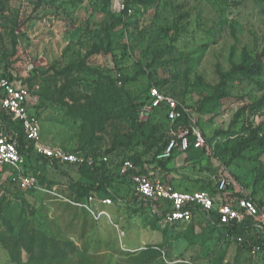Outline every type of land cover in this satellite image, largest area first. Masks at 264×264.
I'll return each instance as SVG.
<instances>
[{"label":"rangeland","instance_id":"rangeland-1","mask_svg":"<svg viewBox=\"0 0 264 264\" xmlns=\"http://www.w3.org/2000/svg\"><path fill=\"white\" fill-rule=\"evenodd\" d=\"M146 2L117 12L110 0H0V82L32 86L29 110L41 123L45 144L89 157L147 120L153 84L191 108L203 102V111L192 110L205 132L211 171L228 163L239 183L264 202V149L238 153L240 139L254 130L264 135V70L258 84L230 82V96L218 106L206 100L220 74L245 57L261 55L264 68V0ZM110 79L120 80L123 90ZM98 87L111 99L107 113L91 109L101 103L103 94L93 97ZM83 106L93 114H82ZM84 116L101 124L90 127ZM163 133L172 136L171 129L156 131L158 137ZM151 142L134 144L133 150L147 151ZM163 143L152 145V156ZM35 170L43 173L35 190H21L8 173L0 179V264H264V254L251 257L235 244H223L201 221L167 224L151 207L137 211L113 201L106 204L111 217L95 219L71 203L86 199L64 174L100 175L70 164H39ZM232 184L240 187L234 179ZM31 230L66 241L61 255L41 259L38 247L30 255L25 236Z\"/></svg>","mask_w":264,"mask_h":264},{"label":"trees","instance_id":"trees-1","mask_svg":"<svg viewBox=\"0 0 264 264\" xmlns=\"http://www.w3.org/2000/svg\"><path fill=\"white\" fill-rule=\"evenodd\" d=\"M148 2V0H126V3L131 4V2ZM155 1V0H153ZM146 2V3H147ZM130 7V6H129ZM97 51H99L98 48H96ZM72 66H69V68H65L62 73H66V71L70 70ZM81 64H78L76 69H81ZM263 63L261 55L255 57V58H247L245 57L242 62L238 64H233V66L230 68V70L222 72L220 74V81L215 86V93L213 96L207 97L206 100L213 102V106H218L223 99L230 96V93L228 92V84L233 81H248L253 82L255 84L259 83V77L263 74ZM122 80V79H121ZM120 80L117 79H110L111 84L113 86L118 87L119 89L123 90L122 86L119 84ZM158 86L160 90L161 87L159 84H153ZM65 88H68L66 84H64ZM149 91V89H148ZM163 91V90H162ZM166 93H169L167 91H164ZM70 93H72L70 91ZM74 94V93H73ZM73 94H69L71 97H74ZM101 103L95 104L91 109H101L105 113H107V107H110L109 98H106L105 93L101 90V88H96L94 92V98L96 99L99 95H102ZM175 96L173 93H169ZM176 97V96H175ZM91 103V102H90ZM149 98L147 94V104H149ZM192 115H194V111L201 112L203 111V102H200L197 107H190L188 106ZM82 114L84 113H91L93 114V111L90 110V107L83 106L82 108ZM150 114L146 121L141 123L139 127L136 129V132L133 134H121L115 136L113 143L111 147L106 151H96L93 153V156L96 157L97 161L92 165H82L80 167H76L71 163H59L57 160H54L44 154H39L33 150L32 144L27 140L23 127L21 123L12 121L10 118H8L7 115H4V113L0 112V118L4 119V122L7 124V127L11 130H14L18 134V148L20 152L25 156V164L23 166V173L24 174H31L34 175L38 181L39 185H42L41 177L43 176V173L38 172L35 170L34 172L31 171L34 167H37L39 164L44 165H53L55 167H64L67 164L72 165L73 167L77 168L79 171L81 170H87L90 173L98 174L101 177L91 178V177H85L81 176V178H74L72 176H69L67 174H64L65 177H67V183L71 187V189H74L76 193L80 196L86 199V202L89 201L90 196H98L100 198H111L112 201L119 204L120 206L126 205L127 207L133 208L135 210H139L140 206L141 208L151 207L153 204H158L161 210V214L155 215L156 219L163 218L164 215L171 209V204L167 201H152L145 199L141 195L137 194L135 190V182L133 180L134 174H142L146 173V170L151 165H155V168H162L165 171H170L168 168V165L173 161V159L178 155L181 154L177 148L173 150L172 155L167 159H159L158 155L161 154L168 146L172 136L164 137V133L161 135V137H158L156 135V131L158 129H165L170 130L173 126H176V123H172L168 119L167 114V108L164 104H161L157 107H152L150 109ZM84 119H86L89 122L90 127L99 126L101 124V119L97 118H91L88 116H84ZM200 126V125H199ZM201 127V126H200ZM202 128V127H201ZM204 131V130H203ZM205 134V132H204ZM151 139L152 144L146 149L147 151H137L133 150L134 144L139 145L145 140ZM164 142L161 146H158L157 150L155 151V154L151 155L152 145L157 146L160 142ZM239 148L238 153H242L247 150H254L263 148L264 149V135L262 137H259V134L257 130H254L247 138L241 140L238 142ZM208 147V143L203 148H195L193 145L190 146V148L184 152L187 154L188 151H198V153L195 156L188 154V162L190 160L193 161L192 167L198 168V173L201 172V170H205L208 174L204 177L201 176L199 178H196L195 180L192 179L191 181H194L196 183H199V189H209L213 192L216 191V182L214 179L215 174L218 172V168H213L214 170L211 171L210 165H208V158L205 156V150ZM64 149V148H63ZM66 150V149H64ZM69 151V150H66ZM73 152V151H70ZM148 154H147V153ZM104 157H106V160H104ZM198 157V158H197ZM194 158L196 160H194ZM126 160H130L134 163L135 169H130L126 172H121V168ZM205 161V165H202V161ZM191 162V161H190ZM228 163L223 162V168L227 169L230 173L231 177L237 182V184H240L243 186L237 179H239L238 176H234V174L231 172L230 168L227 165ZM30 165V166H29ZM208 165V166H207ZM28 167V168H27ZM26 168V169H25ZM30 169V171H28ZM2 177V176H1ZM1 179V178H0ZM167 182V181H166ZM169 182V181H168ZM171 183V182H169ZM172 184V183H171ZM176 187V186H175ZM245 187V186H243ZM177 188V187H176ZM233 188V187H232ZM29 189V190H35ZM250 196L255 200L257 205L264 210V202L263 200H258L255 197L254 192L249 193ZM138 201L140 203L138 204ZM196 215H199V218H194L192 222L189 224H192L194 226L195 221H201L203 224H205L206 227L212 232L216 231L219 235V239L223 244L229 245H237L242 250H245L249 253L251 257H254L252 254V247L254 245H260L262 248V251L258 252V255H263L264 252V231L259 230L256 228V226L253 225V220L250 217H247L246 220L241 222H234L230 224H218L215 220H217L216 213L213 211H204L201 209L196 210ZM161 216V217H160ZM215 221V222H214ZM214 222V223H213ZM179 223V222H178ZM174 223V224H178ZM171 224V225H174ZM205 236V235H204ZM25 238H30L29 245L26 247V249L29 251L30 255H35L36 248H39L38 255L41 259L46 257L51 258H57L61 255V246L60 244L62 241L59 238L45 235L42 233H37L33 230L28 232V234L25 236ZM241 238V240H240ZM67 243V242H66ZM159 247V246H158ZM160 251V247L158 248ZM13 255V254H12Z\"/></svg>","mask_w":264,"mask_h":264},{"label":"built area","instance_id":"built-area-1","mask_svg":"<svg viewBox=\"0 0 264 264\" xmlns=\"http://www.w3.org/2000/svg\"><path fill=\"white\" fill-rule=\"evenodd\" d=\"M110 2L117 12L131 11L126 0H110ZM33 91L29 83L2 80L0 82V112L12 121L21 123L25 136L35 152L44 154L59 163H71L76 167L92 166L97 161L94 156L89 157L78 152L66 151L62 147L47 145L43 142L41 123L37 116L29 110V100ZM148 98L150 109L164 104L167 108L168 119L176 123V126L171 128L172 138L167 148L158 155L159 159L169 158L176 148L186 152L192 145L195 148H203L207 144L204 131L198 125L189 107L174 95L152 85L148 91ZM24 164L25 156L18 148V134L9 129L4 119L0 118V178L8 173L6 166L10 165L13 170L8 175L17 182L21 190L40 188L39 181L34 175L23 173ZM130 169H135V165L132 161L126 160L121 172ZM214 179L215 192L209 189H179L169 182L146 173L133 175L137 194L148 200L157 202L163 200L171 204V209L163 217L167 224L178 222L189 224L197 216L196 210L201 209L206 212H215L217 216L215 221L218 224L241 222L250 217L253 225L264 231V210L257 205L248 190L241 185L239 188L234 186L230 173L223 167H220ZM94 199L97 198L89 197V201ZM97 200L104 204L113 203L111 198H98ZM75 204L87 208L96 219L101 216L110 217L107 211L96 212L90 204ZM152 208L156 212L162 210L158 204H153ZM260 251H262L261 246L254 245L251 252L256 256Z\"/></svg>","mask_w":264,"mask_h":264},{"label":"crops","instance_id":"crops-1","mask_svg":"<svg viewBox=\"0 0 264 264\" xmlns=\"http://www.w3.org/2000/svg\"><path fill=\"white\" fill-rule=\"evenodd\" d=\"M182 154H184V153H182ZM182 154H178L173 159V161L168 165V168L170 169V171H165V170H163L160 167L159 168H155V165H151L146 170V174L151 175L153 177H157L159 179H162L165 182L169 181V182H171L174 186H176L179 189H199V187L192 188L193 186L191 184L193 182V181H191L192 179H195V177L196 178L201 177V176L197 175L198 168L197 167L193 168L192 167L193 166L192 165L193 161L190 160L191 162L190 161L188 162V159H187L188 155L186 154V156H182ZM196 159L194 158V160H196ZM205 161L206 160L202 161V165L206 164ZM197 185L200 186L199 183H197ZM95 197L97 199L100 198L98 196H95ZM97 199H94L93 201H88L86 203L90 204L92 207H95L98 211H103L104 210V211L108 212L109 210L106 207L110 206V205H107V206H106V204L103 205ZM71 203L73 205H75V206H79L81 208L86 209V211H89L84 206L75 204V202H73L72 200H71ZM101 217H103V216H101ZM110 217H111V214H110Z\"/></svg>","mask_w":264,"mask_h":264}]
</instances>
